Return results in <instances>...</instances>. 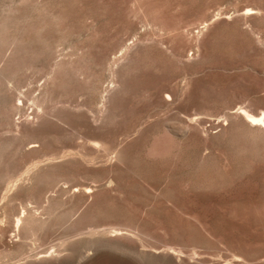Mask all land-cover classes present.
Wrapping results in <instances>:
<instances>
[{
  "label": "rangeland",
  "instance_id": "1",
  "mask_svg": "<svg viewBox=\"0 0 264 264\" xmlns=\"http://www.w3.org/2000/svg\"><path fill=\"white\" fill-rule=\"evenodd\" d=\"M244 109L264 0H0V264H264Z\"/></svg>",
  "mask_w": 264,
  "mask_h": 264
},
{
  "label": "bare ground",
  "instance_id": "2",
  "mask_svg": "<svg viewBox=\"0 0 264 264\" xmlns=\"http://www.w3.org/2000/svg\"><path fill=\"white\" fill-rule=\"evenodd\" d=\"M242 111V110H241ZM251 111L248 112V110L244 109L242 115H244L245 117V121L246 123L249 124V126L251 127H263L264 126V117L263 116H258V115H254V113H250ZM262 130V129H261ZM264 131V128H263ZM262 132V131H261ZM264 133V132H263ZM20 223V222H18ZM24 257V256H23ZM27 257V256H26ZM30 257V256H29ZM28 259V258H27ZM29 262V261H28Z\"/></svg>",
  "mask_w": 264,
  "mask_h": 264
}]
</instances>
